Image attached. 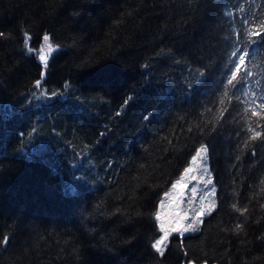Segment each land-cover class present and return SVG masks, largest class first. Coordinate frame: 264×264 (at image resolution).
I'll return each instance as SVG.
<instances>
[{"label": "trees", "instance_id": "16d2710c", "mask_svg": "<svg viewBox=\"0 0 264 264\" xmlns=\"http://www.w3.org/2000/svg\"><path fill=\"white\" fill-rule=\"evenodd\" d=\"M262 21L264 0H0V264H264ZM202 145L216 207L160 258L155 211Z\"/></svg>", "mask_w": 264, "mask_h": 264}, {"label": "snow or ice", "instance_id": "6c2138e0", "mask_svg": "<svg viewBox=\"0 0 264 264\" xmlns=\"http://www.w3.org/2000/svg\"><path fill=\"white\" fill-rule=\"evenodd\" d=\"M245 24L248 23V21H244ZM259 31H252V30H246L247 35V43L249 45H264V21L259 23ZM5 34L0 31V37H3ZM31 40V37L25 32L24 34V44L27 48V52L29 55L33 54L34 49L29 46V42ZM50 40V37L48 34L43 35V41L47 45V53L45 52L44 47H41L37 53L38 61L43 65V68L46 70L49 67V60H48V53H52L54 51L52 44L48 43ZM78 42L76 40L73 41V46H77ZM249 55L247 51L242 47L237 51L232 52L233 57H238V60H233L232 64L235 65V70H232L231 68L227 69V71L224 73L225 76H227L228 72L231 73L230 78L227 79V85L233 87L236 90H239V88H242L245 83L246 77L252 76V73L250 71H243L241 72L242 66L245 64V59ZM87 67V64L84 65ZM146 67V65H145ZM42 70L40 72V79H37L35 81V87L37 89L42 87V82L46 83L45 76L46 71ZM241 73V79L237 81V74ZM204 75L203 73L201 74ZM203 83V80L200 82ZM65 91L63 92H57V91H51L50 96H45L43 92L40 93V97L44 99H52V98H59L64 96L65 94H71L72 85L69 83L65 84ZM132 97L129 96L127 99L124 100V104L122 107L129 104ZM116 115H120L119 112L116 113ZM253 116L262 115L264 116V97L261 98V102L256 105V108L252 111ZM147 119V117H145ZM261 134L259 132H256L255 135L252 137L255 139L256 137H260ZM264 139V137H262ZM201 151L207 152V149L202 146L200 150L197 151L196 155L192 156V162L195 164L198 158H200ZM256 153L253 152V155ZM206 161H205V171H207L206 168ZM193 168H185L184 173L185 175L192 173ZM192 180H196V176L193 175ZM183 181V177L181 178ZM211 183V181H209ZM173 192H165L164 196L166 200H161L159 205V210L155 211L154 218L157 222L158 230H159V236L154 240V242L151 243L150 247L153 250V252L158 255L160 258H164L166 252L168 251L170 247V240L172 238V234H176L177 236L183 238L186 233H198L201 231V229L197 226L198 222L201 221V219L210 214L215 208V204L208 206L207 208L201 203V207L198 211H196L192 217V223H185V221L188 219L187 213L184 209L180 207L181 199L183 198V192L181 191L185 187L184 182H178L172 184ZM192 199L196 198L197 195V189L195 187L192 188ZM215 192V189L212 190ZM191 202V200L189 201ZM131 219V218H129ZM240 228V225L237 224V229ZM259 239L264 240V236L259 237ZM10 242V237L5 236L3 238V243L7 245ZM181 244L183 247V239H181ZM186 255V253H185ZM188 264H193L192 261H189ZM207 264V262H205Z\"/></svg>", "mask_w": 264, "mask_h": 264}, {"label": "rangeland", "instance_id": "374dc122", "mask_svg": "<svg viewBox=\"0 0 264 264\" xmlns=\"http://www.w3.org/2000/svg\"><path fill=\"white\" fill-rule=\"evenodd\" d=\"M42 46L44 47L45 52L47 53V51H48L47 45L43 44ZM53 49H54V51L52 53H48V59L54 54V52L58 49V47H53ZM202 146L207 149V147L205 145H202ZM202 146H200L192 156L196 155L197 151L200 150L202 148ZM205 161L207 162L206 163L207 171L204 170L205 169ZM186 168H193V172L185 175L184 170H183L182 173L180 174V176L178 178H176L173 183H178V182H184L185 183V187L181 190L183 192V198L181 199L180 207L182 209H184L187 213L188 219L185 221V223L187 224V223L193 222L192 217H193L194 213L200 209L202 202L206 208L210 205H213V204H215V207H216V188H215L213 176H212L211 171H210L208 149H207L206 153L201 151L200 158L197 159L195 164H193L192 159H190V162L186 166ZM193 175H195L197 177L196 180H192L191 177ZM182 177H183V181L181 180ZM209 181H211V183H209ZM193 187H195L197 189V195H196L195 199H192V191L191 190ZM213 189H215V192L212 191ZM173 191L174 190L172 189V187H170V189H168L166 192H173ZM161 200H166L164 194L162 195L160 202H161ZM190 200H191V202H189ZM160 202L158 204L157 210H159ZM214 209L215 208H213V210ZM208 215H206V216H208ZM206 216H204L201 219V221L198 222V224H197L198 227H200V225L203 222V219ZM187 234H194V233H186L185 235H187ZM172 235H176V234H172ZM193 264H196V263H193ZM201 264H205V263H201Z\"/></svg>", "mask_w": 264, "mask_h": 264}]
</instances>
